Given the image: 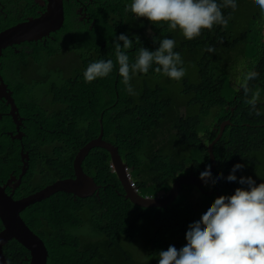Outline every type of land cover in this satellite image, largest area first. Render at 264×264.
<instances>
[{
  "label": "trees",
  "instance_id": "1",
  "mask_svg": "<svg viewBox=\"0 0 264 264\" xmlns=\"http://www.w3.org/2000/svg\"><path fill=\"white\" fill-rule=\"evenodd\" d=\"M217 2L223 4V0ZM129 3L130 0L102 1L91 11L96 26L82 27L75 36H69L70 40L66 39L69 45H40L34 56L24 52L1 59L10 74L8 83L13 84L18 94L17 103L27 107L28 116L33 118L29 142L32 146L29 149L34 150L32 160L14 199L41 192L58 180L73 179L77 153L99 138L102 126L104 140L119 147L142 196L154 197L158 192L170 191L173 181L182 173L199 176L210 165L196 139L195 125L185 124L193 106L213 109L231 92L238 94L241 103L231 118L235 125L228 127L218 146L233 147L222 155L219 151L222 163L212 177L213 183L220 187L222 195L246 187L223 178L215 179L218 173L227 177L236 163L246 165L235 173L238 179L253 173L257 184L264 182V150L248 154L250 147L245 155L238 157V147H234L235 137L241 132L254 131L264 139V62L252 68L258 72L254 81L244 76L235 85L234 63L228 64L223 57L214 56V67L208 69L203 60L196 58L192 42H184L185 50L174 49L181 54L186 73L178 82L150 69L147 74L133 76L134 94L129 95L115 68L107 78L84 81L83 72L90 62L112 59L115 63L113 42L122 33L134 40V47L128 50L130 60L140 47L154 51L160 40L175 38L165 22L151 24L125 12ZM236 3V11L228 17L236 16L240 10L253 12L244 0ZM227 9L232 8L222 7V12ZM253 16L259 18L255 12ZM218 28L204 35L202 44H197L200 50L209 43L216 53L223 52L216 35ZM67 29L74 30L75 25ZM134 36L139 37V43ZM253 40L264 52V35H254ZM59 57H70V73L61 65L53 66ZM240 90L246 91L245 102L254 96L253 113L242 101ZM34 94L39 99L29 104L28 97ZM208 117L209 113L204 120ZM20 154L21 146L0 134V185L14 171L20 173ZM110 158L105 148H95L83 162L85 172L107 186L99 196L80 199L58 192L22 213V218L45 243L46 264H157L160 251L170 245L179 248L185 243L187 226L198 218V210L189 201L190 193H181L168 209L136 207L125 199L124 190L110 168ZM184 189L190 192V188ZM146 223L153 226L155 233L144 243L136 244L139 229ZM142 249L147 250V256L144 263H139L135 256ZM4 252L9 264H30V250L15 240L5 246Z\"/></svg>",
  "mask_w": 264,
  "mask_h": 264
},
{
  "label": "clouds",
  "instance_id": "2",
  "mask_svg": "<svg viewBox=\"0 0 264 264\" xmlns=\"http://www.w3.org/2000/svg\"><path fill=\"white\" fill-rule=\"evenodd\" d=\"M244 2L251 5L252 13L240 10L236 16L228 17L236 11V0H223V4L218 3L217 0H130V3L125 7V12L131 13L136 19L143 18L151 24L165 22L169 29L168 31L175 38L160 40L158 47L154 51L140 47L135 53V58L130 60L128 50L134 47V40L127 34L122 33L113 42L115 63L112 59H99L90 62L83 72V79L85 82L91 83L98 79L107 78L115 68L121 78V83L125 87V91L129 95L134 94L131 84L133 76L147 74L150 69L170 80L178 82L186 73L181 54L174 51V49L183 51L186 48L184 42H192L193 49H195L197 54L196 58L203 60L206 68L211 69L214 67L216 59L214 56H220L224 58V62L228 64L234 63L236 76L232 81L235 85L237 80L241 82L244 76L250 82L254 81L258 72L253 71L252 68L264 62V52L253 40L254 35H264V0H244ZM222 7H231L232 9L222 12ZM254 12L258 15V19L253 16ZM216 28H218L216 32L217 39L224 49L223 52L220 54L216 53L209 43H206L204 48L200 50L197 44H202L204 35ZM134 38L136 43L140 42L138 36H134ZM0 57L2 56L0 55ZM240 63L246 65L242 78L238 77L241 72L238 67ZM3 83L5 84L4 78ZM259 92H256V94ZM245 93L246 91H242V101L246 107H249L248 111L253 113L254 96L245 102ZM240 103L238 94L231 92L222 97L217 107L213 109H206L197 105L193 106V110L185 124L189 126L195 125L196 139L204 151L203 157L205 159L209 158L210 165H207L199 173V176L195 175V173H188V175L187 173H182L181 176H193L205 182H207L208 178L209 183L204 187L205 193L196 186L183 185L177 198L168 207L147 208L139 206L126 198L123 184L118 178L115 164L112 161V154L109 149L105 148L111 156L110 168L117 176V180L124 190V197L134 206L146 209H168L175 203L181 193L186 192L187 194L190 193L189 201L198 210V218L187 226L185 243L179 248L170 245L167 250L160 251L157 254V264H264V182L257 184L253 179L255 176L253 173H248L250 177L241 176L238 179L235 173L242 171L246 167L242 163L234 164L227 177H223L220 173L215 177V179L223 178L227 182H237L240 185H246V187L236 188L233 194L222 195L220 187L213 183L212 178L214 173L221 168L222 162L219 157V151H221L222 155L223 152H227L233 147L230 144L227 147L218 145L225 137L228 127L235 125L231 118L237 113ZM183 112L185 111L183 110ZM208 113L209 117L204 120V116ZM243 140L244 142L241 143ZM230 141L232 142V137ZM106 142L114 144L109 141ZM114 145L117 146L116 144ZM234 147L236 149L238 147V157H241L248 152L250 147L248 154L264 150V139H261V136L254 131L241 132L235 137ZM98 148L102 149L101 147ZM118 151L120 154L119 147ZM120 157L124 162L121 155ZM242 161L246 160L242 159ZM124 163L126 164L125 172L131 192L142 199H155L157 202L164 204L165 199L173 189L174 183L181 178L180 176L173 181L170 191L158 192L154 197L142 196L139 193V188L132 180V168L128 167L126 162ZM88 176L94 180L98 189L92 196L85 199L95 195L99 196L102 189H107V186L104 187L99 184L93 176ZM184 188H190V192ZM200 193L212 202L199 210L194 204L196 202L194 198L197 199V195ZM149 248L150 246L147 249ZM146 253L147 250H145V254L138 253L135 259L139 263H144L147 256Z\"/></svg>",
  "mask_w": 264,
  "mask_h": 264
},
{
  "label": "water",
  "instance_id": "3",
  "mask_svg": "<svg viewBox=\"0 0 264 264\" xmlns=\"http://www.w3.org/2000/svg\"><path fill=\"white\" fill-rule=\"evenodd\" d=\"M44 20L36 21L35 23H27L11 30L0 34V52L7 48L8 45L20 44L24 41H31L28 37L34 36L31 34L34 31H40L38 38L42 36L50 35L52 32H57L63 27L65 21V3L64 0H49L47 15ZM38 40V39H37ZM20 42V43H19ZM0 80L3 82V78L0 74ZM4 88L6 85L3 83ZM8 90V89H6ZM6 99L9 105L16 107V103L12 98ZM102 126V121H101ZM104 130L102 131L98 139L90 142L86 145L78 154L74 162L75 179H64L54 182L51 186L45 188L43 191L38 192L29 197L16 200L12 195L6 193V190L10 188V185L15 179L11 180L8 185L0 186V220L2 223V230L0 231V264H8L7 256L4 252L5 245L15 240L23 245L27 250H30V264H46L48 251L46 250L44 241L29 228L27 223L22 218L21 214L30 206L42 202L43 200L51 197L53 194L62 192L72 194L77 198L85 199L94 194L98 189L97 184L90 178L83 168V161L90 151L94 148H107L112 154V161L115 164L118 178L123 184V188L126 192V198L133 201L139 206L147 208L152 207H168L177 198L183 185L196 186L200 191L205 193L204 187L208 185L207 182L202 181L199 178L193 176H181L179 180L174 183L173 189L165 199L164 204L157 202V200H147L136 196L131 192L128 178L125 172L126 164L122 161L118 147L114 144L108 143L103 140ZM27 166V164H26ZM212 170V169H211ZM26 175V169L23 171L19 183L21 184L22 178ZM17 180V179H16ZM11 189V188H10Z\"/></svg>",
  "mask_w": 264,
  "mask_h": 264
},
{
  "label": "flooded vegetation",
  "instance_id": "4",
  "mask_svg": "<svg viewBox=\"0 0 264 264\" xmlns=\"http://www.w3.org/2000/svg\"><path fill=\"white\" fill-rule=\"evenodd\" d=\"M105 0H64L65 3V21L63 27L57 32H52L50 35L42 36L44 32L34 31L31 34L34 36L28 37L31 41L19 42L20 44L8 45L7 48L0 52V73L4 78L6 85V90L4 88L3 82H0V134L3 138L9 139L14 145L18 143L21 146L20 160L21 164L20 173L19 171H14L11 178L5 182V184L0 185L6 186L13 179L9 190L11 193H6L12 195V192H16L22 187L24 178L27 176V170L29 166V160H32L33 151L29 149V142L31 139L33 129V118L28 116L27 107H21L16 101V91H14L13 84L8 83L10 80V74L8 70L3 65L1 59L5 58L7 55L12 57L13 55H20L21 53H26L30 56L36 55V49L41 46L47 47L48 45L65 46L68 44L66 42L69 36H75L77 31L82 27H90L93 29L96 26V22L92 21L91 11L97 5ZM49 0H0V34H3L12 28L17 26L35 23L36 21L44 20L43 18L48 12ZM76 21V23H75ZM75 23V24H72ZM75 25L74 30H68V26ZM65 38V39H64ZM38 39V40H37ZM6 62V61H5ZM41 91V88H40ZM16 103V107L8 104L6 99H11ZM35 95V96H34ZM28 97V103H33L38 101V94H34ZM23 108V109H22ZM36 120V119H35ZM27 164V166H26ZM26 169V175L22 178L21 184L19 180L23 175V171ZM18 173V175H17ZM73 177H75V170L73 172ZM17 179V180H16ZM13 193V196H14Z\"/></svg>",
  "mask_w": 264,
  "mask_h": 264
},
{
  "label": "rangeland",
  "instance_id": "5",
  "mask_svg": "<svg viewBox=\"0 0 264 264\" xmlns=\"http://www.w3.org/2000/svg\"><path fill=\"white\" fill-rule=\"evenodd\" d=\"M70 57H72V56H70ZM70 57L68 59H66L65 57H59V58H57L54 61L53 66L56 67V66H60L61 65V66L65 67L68 70V73H70V66H69V63H68L69 60H70ZM238 67H239V69H241V72L238 74V77L239 78H242L244 76L243 72L246 69V65L240 63L238 65ZM194 68H195V71L194 72L196 73V76H197V70H196L195 64H194ZM180 87H181V84L178 83L177 84V88L180 89ZM197 196H198L197 199L194 198L196 200V202L194 204L198 207L199 210H200V208H203L204 206H206L208 203L212 202L210 199L205 198L206 196H203L201 193L198 194ZM154 233H155V230H154V228L152 227L151 224H148V223L144 224L139 229V235L137 237V243L136 244H142V243H144L146 240H148L149 238H151L154 235ZM139 254H145V250H143V249L142 250H139Z\"/></svg>",
  "mask_w": 264,
  "mask_h": 264
}]
</instances>
